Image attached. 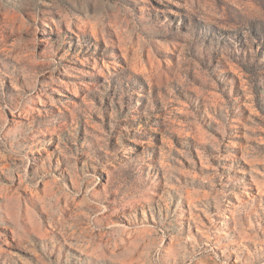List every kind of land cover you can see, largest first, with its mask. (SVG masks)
I'll return each instance as SVG.
<instances>
[{
    "label": "rangeland",
    "instance_id": "1",
    "mask_svg": "<svg viewBox=\"0 0 264 264\" xmlns=\"http://www.w3.org/2000/svg\"><path fill=\"white\" fill-rule=\"evenodd\" d=\"M0 264H264V0H0Z\"/></svg>",
    "mask_w": 264,
    "mask_h": 264
}]
</instances>
